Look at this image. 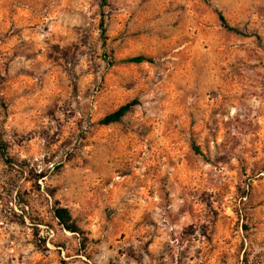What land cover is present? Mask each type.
Segmentation results:
<instances>
[{
	"label": "rangeland",
	"instance_id": "374dc122",
	"mask_svg": "<svg viewBox=\"0 0 264 264\" xmlns=\"http://www.w3.org/2000/svg\"><path fill=\"white\" fill-rule=\"evenodd\" d=\"M0 140V264H264V0H0Z\"/></svg>",
	"mask_w": 264,
	"mask_h": 264
},
{
	"label": "trees",
	"instance_id": "16d2710c",
	"mask_svg": "<svg viewBox=\"0 0 264 264\" xmlns=\"http://www.w3.org/2000/svg\"><path fill=\"white\" fill-rule=\"evenodd\" d=\"M218 18H219L222 26L225 29L230 30V31H234L237 33H241L237 28L230 26L227 23V21L225 20L224 16L220 12H218ZM104 57H106V54H104ZM145 60H147L146 57H144L142 55H138V56L131 57L125 61L140 63V62L145 61ZM111 63L112 62L108 61V64H111ZM135 103H136L135 101H130V102H126V103L120 105L114 111L104 115L103 118L101 119V123L109 124V123L119 121L125 115V113H127L130 110V108ZM194 149L197 152L199 151L197 147H195ZM0 154L3 158V161L7 165H9L10 167H12L14 165L12 157L10 155H8L6 143L3 142L2 140H0ZM51 211H52L53 218L56 220V223L62 229L76 234L80 238L81 243H83V245H84V243H86V241H88V238L85 235L84 230L77 225V223L75 222L74 218L72 217V214H71L70 210L68 209V207L62 206L58 202H55L54 205L51 207Z\"/></svg>",
	"mask_w": 264,
	"mask_h": 264
}]
</instances>
